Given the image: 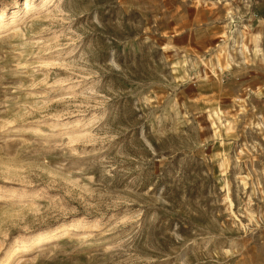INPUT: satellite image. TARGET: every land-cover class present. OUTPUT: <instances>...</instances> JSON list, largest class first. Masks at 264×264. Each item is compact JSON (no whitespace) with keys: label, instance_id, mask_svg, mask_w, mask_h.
<instances>
[{"label":"rangeland","instance_id":"374dc122","mask_svg":"<svg viewBox=\"0 0 264 264\" xmlns=\"http://www.w3.org/2000/svg\"><path fill=\"white\" fill-rule=\"evenodd\" d=\"M23 1L0 0V260L264 264V0Z\"/></svg>","mask_w":264,"mask_h":264},{"label":"bare ground","instance_id":"6f19581e","mask_svg":"<svg viewBox=\"0 0 264 264\" xmlns=\"http://www.w3.org/2000/svg\"><path fill=\"white\" fill-rule=\"evenodd\" d=\"M23 7L22 8H26V7H28L29 6V3L25 0V1H23V3L21 4ZM229 17V16H228ZM15 18V17H14ZM16 18H17V16H16ZM231 19V18H230ZM12 21V20H11ZM10 22V21H9ZM12 25L13 24H15L14 22H12L11 23ZM6 25H10L9 23H6L5 24V26ZM217 115V114H216ZM63 229H64V227H63V225H59V226H57V227H55V228H53V229H51V230H45V231H43V232H40V233H37V239H45V238H52V237H54V236H57L58 234H60L62 231H63ZM36 237V236H35ZM32 242H35V240H33V241H31V243ZM16 251V249H14L13 247H11V249L9 248L7 251H6V253H5V255H4V257L3 258H1V260H0V264H9L10 263V261L12 260V256L14 255V252Z\"/></svg>","mask_w":264,"mask_h":264},{"label":"crops","instance_id":"0c3cea01","mask_svg":"<svg viewBox=\"0 0 264 264\" xmlns=\"http://www.w3.org/2000/svg\"><path fill=\"white\" fill-rule=\"evenodd\" d=\"M215 21H217V18H216V14L213 11L205 14V19L202 20V22H208V23H214Z\"/></svg>","mask_w":264,"mask_h":264},{"label":"built area","instance_id":"2783aa9c","mask_svg":"<svg viewBox=\"0 0 264 264\" xmlns=\"http://www.w3.org/2000/svg\"><path fill=\"white\" fill-rule=\"evenodd\" d=\"M221 1H223V0H216V2L219 3V4L221 3Z\"/></svg>","mask_w":264,"mask_h":264}]
</instances>
